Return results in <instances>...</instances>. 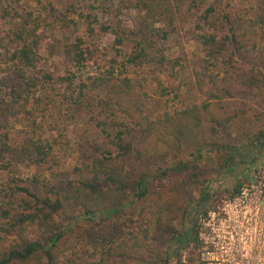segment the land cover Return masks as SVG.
I'll return each instance as SVG.
<instances>
[{
	"label": "trees",
	"instance_id": "obj_1",
	"mask_svg": "<svg viewBox=\"0 0 264 264\" xmlns=\"http://www.w3.org/2000/svg\"><path fill=\"white\" fill-rule=\"evenodd\" d=\"M20 1L0 0V51L13 77L9 94L4 96L0 91V163H17L26 157L40 166L48 162L53 148L39 137L27 140L26 133L13 144L10 134L12 117L26 107L20 106L19 102L28 103L40 85L39 78L32 76L30 70L36 61L41 20L30 14L27 20L19 11ZM114 1L121 8L137 12L135 27L123 28L113 23L105 7L101 10L106 15L104 22L92 11L77 14L79 2L70 0L64 11L68 15H77V20L71 19L69 24H80L83 30L72 42L68 40L64 55L79 70L95 60L100 34L113 37L115 52L109 62L111 71L90 79V87L98 89L108 85L111 88L114 110L123 119L121 126L113 134L103 131L100 144L93 142L90 157H84L86 163L75 167V177L68 172H52L42 177L10 178L0 198V241L9 243L0 252V264H58L65 253L64 242L75 230H81L79 237L99 253L100 260L93 264H110L109 261L122 264L127 257L135 256L136 246L126 247L127 241L114 245L110 240L111 246L106 250L107 244L103 245L99 240L95 227L90 226L82 232L79 224L85 222L95 226V223L99 225L113 217L123 218L133 203L148 196L150 175L138 172L135 162L146 161L147 165L158 166L157 174L165 176L167 169L162 170V165L167 163L173 151L181 152L185 147L194 148L198 154L208 149L227 151L223 165L244 155L236 146L220 144L216 136L219 127L226 129L232 126L231 123L234 127L239 126L236 107L242 97L253 100L258 97L259 103L264 102V0H253L250 14L239 8L241 0H234V4L231 3L233 0ZM183 13H200L196 26L200 32L196 37L204 58L195 75L200 87L204 88L206 102L172 114L165 113L151 121L142 115L140 106L131 98L133 91L142 89L143 85L138 86L136 79L128 75H137L146 66L154 69L165 66L162 44L175 31L177 14ZM241 52L253 63L249 73L233 70L232 76L222 79V82L229 81L219 85L218 76L209 75L208 71L210 68L221 70L222 62ZM65 81L63 102L68 108V104H77L78 100L71 88L73 79L67 77ZM233 84L236 90L232 91ZM83 87L85 85L80 84L79 93ZM249 147L244 153L264 150L263 131L257 133ZM179 169L194 171L197 164H182ZM192 176L198 184V176ZM241 185H237L228 197L233 196ZM206 192L207 188L202 187L201 202L194 204V218L208 210L205 207ZM155 194L160 201L155 202L153 212L156 231L140 247L148 249L155 243L159 246L169 244V247L175 246L177 252L193 244L195 231L194 222L188 218L190 210L181 212L182 224L189 220V226L178 233L171 223L178 211L175 201L179 198L165 199L161 191ZM122 251L129 256H124ZM166 255L168 258L169 254Z\"/></svg>",
	"mask_w": 264,
	"mask_h": 264
},
{
	"label": "rangeland",
	"instance_id": "obj_2",
	"mask_svg": "<svg viewBox=\"0 0 264 264\" xmlns=\"http://www.w3.org/2000/svg\"><path fill=\"white\" fill-rule=\"evenodd\" d=\"M43 2L42 5L40 2ZM79 2L77 14H85L87 11L98 13L100 21L106 20L102 13L103 7L109 10L113 23L121 27L134 28L137 23V12L133 9L121 8L114 0H77ZM172 0H168L170 2ZM214 0H209V2ZM239 8L250 14L253 0H241ZM70 0H21L18 3L19 11L24 17L29 14L40 18L38 30V44L36 49V61L30 74L39 78L40 85L31 95L28 103L21 100L17 115L12 117L11 142H19L27 134L30 138L42 139L48 143L53 152L48 162L38 166L33 159H22L21 162L7 164L0 163V198L6 183L10 178L27 179L33 176L42 177L52 172H68L75 177V167L86 163L84 157L91 155L93 142L101 143L103 131L115 133L123 121L113 107L114 94L108 85L98 89H91L90 79L104 76L111 71L110 60L114 55V39L107 34L98 37V49L95 60L85 66L76 69L64 55V47L68 40L81 35L83 27L80 24H69L71 19L77 20V15L66 14L65 7ZM234 4V0L231 1ZM105 12V11H104ZM200 13H183L176 16L174 32L169 34L168 40L162 44V51L166 63L162 69H154L146 66L139 74L130 73L128 76L136 79L137 85L142 84V89H136L131 98L140 106L142 115L154 121L165 113L172 114L187 106H201L206 102L204 88L200 87L195 73L200 70L201 61L204 58L202 48L197 41L196 28ZM159 26V25H157ZM202 26V25H201ZM202 28L205 29L204 26ZM4 56L0 51V91L7 96L11 90V71L5 65ZM253 63L241 52L234 54L220 64L221 70L210 68L209 75L218 76L217 83L222 82L223 77L229 78L233 70L249 73ZM74 76V77H73ZM73 79L72 89L74 98L78 103L66 104L63 102L65 78ZM80 84H84L79 93ZM159 84L161 85L160 88ZM236 90L233 84L232 91ZM263 98V96H262ZM244 98L240 100L238 107L239 126L222 129L219 127L216 139L220 144L236 146L243 152V157L236 159L227 165H223L228 156L227 151L217 152L214 149L203 150L199 154L194 148L185 147L181 152L173 151L167 163L162 165V170L167 169V174H157L156 167L147 165L146 161L135 162L138 172L150 175V189L148 196L142 201L133 203L125 211L123 218L113 217L104 223L88 224L80 222L79 226L86 230L90 226L98 233V238L106 250L112 244L127 241L126 247L136 246L134 257H127L122 264H194V250L190 245L175 252V246H159L156 243L142 249L146 241L156 231L153 212L155 202H160L155 192H162L165 199L178 197L175 206L178 208L172 220V226L181 233L183 228L189 226V220L194 221V204L201 202V188H207L205 207L208 209L219 207L234 188L251 179L254 170L264 165V150L257 153L248 150L249 144L254 142L258 132H264V102ZM19 107V106H18ZM26 111V112H25ZM213 125V124H212ZM242 149V150H241ZM199 159H195L197 156ZM197 164V169L177 170L179 165ZM142 163V164H141ZM4 165V166H3ZM156 170V174L153 171ZM173 170H177L174 172ZM160 173V172H159ZM198 176V184L194 183V177ZM197 182V181H196ZM189 209V220L186 224L181 222V212ZM187 218V219H188ZM81 230H75L68 235L65 242V253L60 257L58 264H93L100 260L96 253L87 244V241L79 237ZM123 232V233H122ZM128 239V240H126ZM8 242L0 241V252L8 247ZM136 244V245H135ZM124 256L127 253L122 251ZM166 253L169 254L167 258ZM117 259L120 258L117 256ZM184 261V262H183ZM112 264L111 261H109Z\"/></svg>",
	"mask_w": 264,
	"mask_h": 264
},
{
	"label": "built area",
	"instance_id": "obj_3",
	"mask_svg": "<svg viewBox=\"0 0 264 264\" xmlns=\"http://www.w3.org/2000/svg\"><path fill=\"white\" fill-rule=\"evenodd\" d=\"M194 231V264H264V165L219 207L197 215Z\"/></svg>",
	"mask_w": 264,
	"mask_h": 264
},
{
	"label": "flooded vegetation",
	"instance_id": "obj_4",
	"mask_svg": "<svg viewBox=\"0 0 264 264\" xmlns=\"http://www.w3.org/2000/svg\"><path fill=\"white\" fill-rule=\"evenodd\" d=\"M195 219H196V217H195ZM195 219H194V221H193L194 223H195Z\"/></svg>",
	"mask_w": 264,
	"mask_h": 264
}]
</instances>
